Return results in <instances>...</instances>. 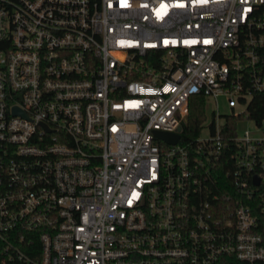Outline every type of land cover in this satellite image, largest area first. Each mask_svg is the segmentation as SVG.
Wrapping results in <instances>:
<instances>
[{
	"label": "built area",
	"instance_id": "1",
	"mask_svg": "<svg viewBox=\"0 0 264 264\" xmlns=\"http://www.w3.org/2000/svg\"><path fill=\"white\" fill-rule=\"evenodd\" d=\"M257 94L264 0H0V264H264Z\"/></svg>",
	"mask_w": 264,
	"mask_h": 264
},
{
	"label": "trees",
	"instance_id": "2",
	"mask_svg": "<svg viewBox=\"0 0 264 264\" xmlns=\"http://www.w3.org/2000/svg\"><path fill=\"white\" fill-rule=\"evenodd\" d=\"M254 102L250 106L251 117L256 119L264 117V94H257ZM189 122L182 137L195 136L200 128V123L205 119V103L202 96H194L190 99ZM259 232L263 237L264 243V214H259Z\"/></svg>",
	"mask_w": 264,
	"mask_h": 264
},
{
	"label": "rangeland",
	"instance_id": "3",
	"mask_svg": "<svg viewBox=\"0 0 264 264\" xmlns=\"http://www.w3.org/2000/svg\"><path fill=\"white\" fill-rule=\"evenodd\" d=\"M215 108L214 103L210 102L207 105V111L210 114L211 110ZM236 110H242V107H236ZM218 111L220 114H229L231 112V109L225 104L224 98H219V105H218ZM244 129H254V123L252 121L244 120L239 129V133H242Z\"/></svg>",
	"mask_w": 264,
	"mask_h": 264
},
{
	"label": "water",
	"instance_id": "4",
	"mask_svg": "<svg viewBox=\"0 0 264 264\" xmlns=\"http://www.w3.org/2000/svg\"><path fill=\"white\" fill-rule=\"evenodd\" d=\"M14 112H19L17 108H14ZM157 134L162 137L166 142L174 144L177 139L179 138L178 134H168V133H164V132H157ZM257 180L255 181V183L257 184Z\"/></svg>",
	"mask_w": 264,
	"mask_h": 264
}]
</instances>
